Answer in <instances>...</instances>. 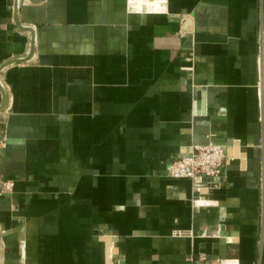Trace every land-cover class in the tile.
<instances>
[{"label":"crops","instance_id":"crops-1","mask_svg":"<svg viewBox=\"0 0 264 264\" xmlns=\"http://www.w3.org/2000/svg\"><path fill=\"white\" fill-rule=\"evenodd\" d=\"M3 180L0 264H264V0H0Z\"/></svg>","mask_w":264,"mask_h":264},{"label":"built area","instance_id":"built-area-1","mask_svg":"<svg viewBox=\"0 0 264 264\" xmlns=\"http://www.w3.org/2000/svg\"><path fill=\"white\" fill-rule=\"evenodd\" d=\"M226 162L224 149L216 144L195 146L191 152L172 162L167 170L171 179H188L196 188L221 177ZM1 192L9 194L14 184L10 180L0 182ZM216 264H236L234 260L220 259Z\"/></svg>","mask_w":264,"mask_h":264}]
</instances>
